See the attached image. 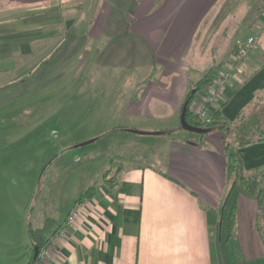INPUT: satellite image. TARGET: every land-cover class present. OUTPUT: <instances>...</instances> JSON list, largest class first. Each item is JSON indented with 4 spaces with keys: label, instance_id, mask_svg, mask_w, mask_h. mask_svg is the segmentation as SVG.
<instances>
[{
    "label": "crops",
    "instance_id": "0c3cea01",
    "mask_svg": "<svg viewBox=\"0 0 264 264\" xmlns=\"http://www.w3.org/2000/svg\"><path fill=\"white\" fill-rule=\"evenodd\" d=\"M218 2L0 0V93L16 84L20 95L31 81L76 79L94 84L89 98L119 122L103 126L117 158L114 185L98 183L96 194L86 199L87 219L61 237L58 229L91 184L60 215L41 205L38 227L50 219L52 248L39 261L21 233L23 157L15 148L2 156L0 264H225L217 229L229 188L223 135L195 139L181 128L185 99L196 82L193 74L199 71V80L215 65L222 69L239 49V38L236 53L228 52L226 43L219 58L211 57L209 47L217 42L201 46ZM254 21L258 47L214 106L231 120L264 89V15ZM222 30L212 33L225 34L227 26ZM200 100L196 94L192 108ZM7 103L0 101V113ZM241 154L252 171L264 163V142ZM232 187L233 197L239 195L237 236L245 244L258 236L262 249L248 258H264V206Z\"/></svg>",
    "mask_w": 264,
    "mask_h": 264
},
{
    "label": "rangeland",
    "instance_id": "374dc122",
    "mask_svg": "<svg viewBox=\"0 0 264 264\" xmlns=\"http://www.w3.org/2000/svg\"><path fill=\"white\" fill-rule=\"evenodd\" d=\"M259 7L260 0H219L215 11H212L213 14H209L214 18L211 23L213 26L211 25L207 34L202 36L204 42H201V46L215 45L217 42L215 46H209L212 48L211 57L214 58L221 56L226 43L228 52L232 50L236 53L237 46H234V41L237 38L242 44L248 37L257 35L253 31L256 23L254 20L264 15H258ZM226 26L225 34L219 33ZM216 29L220 30L217 35L212 33ZM234 55L227 59L229 62L222 69L230 64ZM198 72L192 76L194 82L201 76ZM108 85L112 89L113 84ZM27 86L25 90L20 91V95L16 84L1 90L0 101L8 103L0 113V161L4 159L3 155L10 153L14 148L19 150L20 156L23 157V185L26 197L25 207L21 208L19 213L26 214L21 233L31 254L28 224L38 227L41 205L44 206L42 209L52 208L49 211L53 215H60L62 207L77 198L81 190H85L89 184H100L104 181L103 173L117 166L112 140L108 136L103 137L106 133L103 126L109 123L117 126L119 122H115L113 115L100 112L93 104L92 98H89L95 91L94 84L89 87L73 79L51 83L31 81ZM199 94L201 95V92L197 95ZM185 133L195 139L202 137L201 134L189 130H185ZM216 133L219 131L211 130L204 137H215L213 135ZM143 139L137 140L139 144H143ZM251 174L259 178L255 191L263 196L262 207L264 171H261L260 177L256 171H251ZM11 179L12 176L9 177V180ZM219 239L218 254L225 264H264V258L249 259L258 255L260 248L262 249L263 245L258 236H251L252 241L248 244L242 242L237 233L229 242H225L220 233ZM223 252L226 257L222 255ZM13 262L18 264L17 261Z\"/></svg>",
    "mask_w": 264,
    "mask_h": 264
},
{
    "label": "trees",
    "instance_id": "16d2710c",
    "mask_svg": "<svg viewBox=\"0 0 264 264\" xmlns=\"http://www.w3.org/2000/svg\"><path fill=\"white\" fill-rule=\"evenodd\" d=\"M258 13V15L264 14V0L262 1L261 7L258 9ZM221 67V64L211 67L198 81L193 83L191 89L187 93L185 101L189 100L187 111V120L189 123L201 127L206 125L210 131L218 130L222 132L223 135L224 150L227 155L226 178L229 188L225 196V202L221 208V218L217 229L224 238V241L229 242L237 233L239 207V195L237 193L233 197L230 191L231 187H240L241 193L257 199L260 205H262L261 203L263 201L261 193L256 192V188L259 185L257 179L259 178L253 177L251 171L245 168L241 150L249 145L264 142V89L257 90L252 101L248 103L233 120L224 115L222 107H218L210 112L207 124H203L195 109L192 108V101L196 94L204 91L215 81L221 71ZM205 134L206 133L201 135L205 136ZM114 168L115 167H111L107 169L102 175L104 182L108 183L110 187H112V184L114 185L115 182L114 179L116 175L113 170ZM252 171H256L260 174L261 171H264V163L256 166ZM260 176L261 174L258 177ZM97 189V183L91 185L77 201L91 198L96 194ZM50 229V219L47 220L43 227H33L31 223L28 224L29 238L34 252L49 243L47 234ZM223 254L225 253L223 252L222 255ZM36 259L37 261L40 260L39 258Z\"/></svg>",
    "mask_w": 264,
    "mask_h": 264
},
{
    "label": "built area",
    "instance_id": "2783aa9c",
    "mask_svg": "<svg viewBox=\"0 0 264 264\" xmlns=\"http://www.w3.org/2000/svg\"><path fill=\"white\" fill-rule=\"evenodd\" d=\"M259 38L257 35L248 37L244 43L239 45L238 52L228 64L225 69H221L215 81L201 92V100L197 109H195L198 117L203 124L209 121L210 112L214 106L223 99L228 85L234 77L243 70L244 61L257 47ZM203 127H206L204 125ZM88 200L83 199L76 201L71 208L64 224L58 229L57 235L59 237L68 234L71 228L76 227L78 224L83 223L87 219ZM52 246L47 243L38 249L36 258L45 259L50 256Z\"/></svg>",
    "mask_w": 264,
    "mask_h": 264
},
{
    "label": "water",
    "instance_id": "95a60500",
    "mask_svg": "<svg viewBox=\"0 0 264 264\" xmlns=\"http://www.w3.org/2000/svg\"><path fill=\"white\" fill-rule=\"evenodd\" d=\"M188 105H189V100L185 101L182 112H181V125L184 129L189 130V131H193L199 134H204V133H208L210 131L209 128L207 127H201V126H197V125H193L191 123H189V121L187 120V111H188ZM38 250L36 251L37 255Z\"/></svg>",
    "mask_w": 264,
    "mask_h": 264
}]
</instances>
